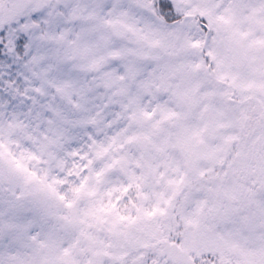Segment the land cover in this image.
Here are the masks:
<instances>
[{
    "label": "snow or ice",
    "instance_id": "obj_1",
    "mask_svg": "<svg viewBox=\"0 0 264 264\" xmlns=\"http://www.w3.org/2000/svg\"><path fill=\"white\" fill-rule=\"evenodd\" d=\"M0 264H264V0H0Z\"/></svg>",
    "mask_w": 264,
    "mask_h": 264
}]
</instances>
